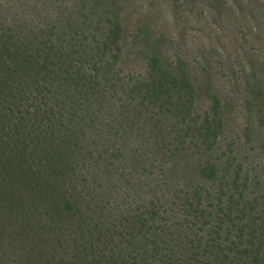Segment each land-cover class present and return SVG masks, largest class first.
Wrapping results in <instances>:
<instances>
[{"label":"rangeland","instance_id":"374dc122","mask_svg":"<svg viewBox=\"0 0 264 264\" xmlns=\"http://www.w3.org/2000/svg\"><path fill=\"white\" fill-rule=\"evenodd\" d=\"M0 22L22 31L19 37L54 27L49 33L60 42L72 38L88 57L105 55V81L93 104L114 123L125 121L132 143L115 152L120 191L102 200L107 208L116 205L124 217L153 204L157 224L172 226L184 251L197 229L211 233L220 224L227 246L259 247L264 259V0H1ZM153 55L173 73L182 67L190 87L182 104L140 113L136 88L147 84ZM82 138L90 145V136ZM80 192L84 200L97 198L89 188ZM219 202L232 213L215 214ZM194 208L191 229L185 219ZM238 231L245 237L235 240ZM55 253L36 257L42 262L27 258L48 264Z\"/></svg>","mask_w":264,"mask_h":264},{"label":"trees","instance_id":"16d2710c","mask_svg":"<svg viewBox=\"0 0 264 264\" xmlns=\"http://www.w3.org/2000/svg\"><path fill=\"white\" fill-rule=\"evenodd\" d=\"M52 29L19 37L22 31L1 27L0 22V264H30L28 258L42 262L37 258L59 250L63 252L44 262L192 264V259L234 264L235 252L237 264L264 262L259 247L237 251V243L227 246L228 233L220 224L211 233L197 229L189 239L191 248L184 251L175 244L172 226L157 224L154 208H159L153 204V209L129 210L124 217L116 205H104L120 191L113 169L115 152L131 148L129 127L123 120L114 123L102 116V104H93L105 81L100 77L106 72L99 66L106 62L103 52L98 58L88 57L82 44L72 38L60 42L49 33ZM109 39L106 46L112 44ZM148 64V82L136 88L140 113L182 104L190 87L185 70L178 67L173 73L154 55ZM83 134L92 138L86 147ZM103 180L109 185L96 191V183L104 184ZM80 187L89 188L101 201L84 200ZM230 206L219 202L213 208L225 217L234 209ZM195 211L186 212L191 229L198 217ZM238 232L234 239H243Z\"/></svg>","mask_w":264,"mask_h":264}]
</instances>
